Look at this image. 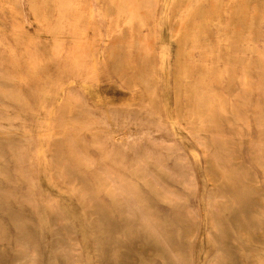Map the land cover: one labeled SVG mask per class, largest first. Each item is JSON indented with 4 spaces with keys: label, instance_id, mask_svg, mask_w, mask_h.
<instances>
[{
    "label": "rangeland",
    "instance_id": "1",
    "mask_svg": "<svg viewBox=\"0 0 264 264\" xmlns=\"http://www.w3.org/2000/svg\"><path fill=\"white\" fill-rule=\"evenodd\" d=\"M263 247L264 0H0V263Z\"/></svg>",
    "mask_w": 264,
    "mask_h": 264
},
{
    "label": "bare ground",
    "instance_id": "2",
    "mask_svg": "<svg viewBox=\"0 0 264 264\" xmlns=\"http://www.w3.org/2000/svg\"><path fill=\"white\" fill-rule=\"evenodd\" d=\"M222 3V2H221ZM223 4V3H222ZM95 5V4H94ZM218 5V4H217ZM214 6V5H213ZM203 7V6H202ZM242 7V6H241ZM219 8H220V6H219ZM243 9V8H242ZM205 10H206V8H205ZM213 10V9H212ZM197 12V11H196ZM209 12V11H208ZM96 13V12H95ZM212 14V13H211ZM206 16V15H205ZM97 17V16H96ZM194 17V16H193ZM102 18V17H101ZM208 18V17H207ZM81 21V20H80ZM174 24V23H173ZM172 24V25H173ZM178 26H179V24H178ZM202 27V26H201ZM201 30V29H200ZM199 31V30H198ZM178 33V32H177ZM178 41V40H177ZM184 46V45H183ZM182 46V47H183ZM181 52V51H180ZM178 56V55H177ZM177 56H176V58H177ZM185 56V55H184ZM108 58V57H107ZM179 59V58H178ZM167 60V59H166ZM176 66V65H175ZM79 70V69H78ZM181 72V71H180ZM181 74V73H180ZM179 74V75H180ZM227 74V73H226ZM179 77V76H178ZM80 79V78H79ZM89 79V78H88ZM139 79V78H138ZM69 80V79H68ZM81 80V79H80ZM190 82V81H189ZM188 82V83H189ZM143 83V82H142ZM184 83V82H183ZM147 84V83H146ZM178 84V83H177ZM145 85V84H144ZM148 85V84H147ZM146 85V86H147ZM183 85V84H182ZM178 85H176V87H177ZM148 87H150V85L149 86H147V89H148ZM150 89V88H149ZM180 89V88H179ZM149 91V90H148ZM182 91H184L183 89H182ZM177 92V91H176ZM65 93V92H64ZM180 93H181V91H180ZM180 93H178V94H180ZM183 94V93H182ZM47 95V94H46ZM176 97H177V93H176ZM179 97L181 98V95H179ZM183 97V96H182ZM177 99V98H176ZM182 99V98H181ZM63 100V99H62ZM180 100V99H179ZM178 100V101H179ZM182 102V101H181ZM177 103V102H176ZM178 104V103H177ZM181 104V103H180ZM75 105V104H74ZM196 105V104H195ZM190 106V105H189ZM181 107V106H180ZM71 109H73V107H71ZM181 109H183V108H181ZM179 110V109H178ZM184 110V109H183ZM44 112V111H43ZM48 112V111H47ZM52 112V111H51ZM180 112V111H179ZM35 113V112H34ZM51 121V120H50ZM49 122V121H48ZM183 122V121H182ZM192 124H194V123H192ZM202 128V127H201ZM51 130V129H50ZM49 134V133H48ZM45 143V142H44ZM44 148V147H43ZM48 161V160H47ZM214 164V163H213ZM209 177V176H208ZM38 189V188H37ZM47 210V209H46ZM242 212H240V214H241ZM211 219V218H210ZM50 221V220H49ZM229 222V221H228ZM219 226H220V224H219ZM225 226V225H224ZM241 226H242V224H241ZM241 230V229H240ZM216 236V235H215ZM221 236V235H220ZM52 237V236H51ZM223 237V236H222ZM211 239V238H210ZM218 240V239H217ZM222 240V239H221ZM153 247H155V246H153ZM138 248V247H137ZM264 248V247H263ZM53 250V249H52ZM262 253V252H261ZM260 253V254H261ZM264 254V253H263ZM263 257V256H262ZM15 258V257H14ZM2 262V261H1ZM5 262V261H4ZM14 262V261H13ZM228 262V261H227ZM0 264H2V263H0Z\"/></svg>",
    "mask_w": 264,
    "mask_h": 264
}]
</instances>
